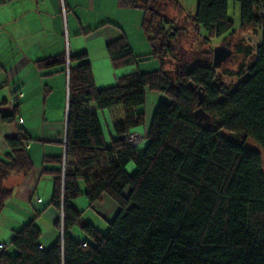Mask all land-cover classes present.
Wrapping results in <instances>:
<instances>
[{
	"label": "trees",
	"instance_id": "trees-1",
	"mask_svg": "<svg viewBox=\"0 0 264 264\" xmlns=\"http://www.w3.org/2000/svg\"><path fill=\"white\" fill-rule=\"evenodd\" d=\"M165 1L143 4L147 56L159 59L157 70H137L97 89L85 52L69 56L65 149L47 160L58 166L47 172L53 175L50 205L60 211V238L40 246L36 213L12 233L8 246L0 245V264H264V161L260 151L246 146L251 141L264 154V41L254 52L243 51L250 60L239 66L231 88L222 82L213 55L180 50L176 68L168 71L165 58L176 49L178 28H165ZM228 1L197 0L190 18L200 36L208 40L235 31ZM232 1L240 4V28L263 27L264 0ZM107 50L116 69L141 60L123 37ZM73 60L81 62L72 65ZM63 62L57 56L38 60V66ZM147 90L163 99L142 145L127 144L124 137L144 125ZM11 102L12 111L1 114L6 123L18 117V102ZM117 108L121 117L107 142L98 112ZM29 140L20 126L6 138L0 212L12 193L4 181L33 168ZM81 194L88 205L103 195L115 203L106 233L83 219L74 203Z\"/></svg>",
	"mask_w": 264,
	"mask_h": 264
},
{
	"label": "crops",
	"instance_id": "crops-1",
	"mask_svg": "<svg viewBox=\"0 0 264 264\" xmlns=\"http://www.w3.org/2000/svg\"><path fill=\"white\" fill-rule=\"evenodd\" d=\"M144 3L145 0H0V157L7 152L6 138L15 136L20 126L30 136L26 149L33 165L27 176L13 174L4 181L12 193L9 204L0 212L5 219L0 225V245L7 242L8 246L12 233L36 213L42 232L40 246L46 249L59 240L60 211L50 205L52 193L50 197L41 196L39 189L46 188L47 192L51 186L53 190V175L47 170L58 166L47 160L64 151L61 142L66 131L69 56L85 52L97 89L114 85L119 77L140 70L131 67L117 71L107 46L123 37L134 55L145 56L137 53L150 45L142 29ZM57 56H64V62L38 66V60ZM14 98L18 102L17 121L6 123L1 114L12 111ZM98 114L109 142L113 121L121 117V112L117 108ZM148 126L138 132L142 137L140 146ZM79 186L84 191L83 182ZM13 200L16 205L11 204ZM88 209H95L107 222L117 211L106 195ZM75 233L79 235L78 228Z\"/></svg>",
	"mask_w": 264,
	"mask_h": 264
},
{
	"label": "rangeland",
	"instance_id": "rangeland-1",
	"mask_svg": "<svg viewBox=\"0 0 264 264\" xmlns=\"http://www.w3.org/2000/svg\"><path fill=\"white\" fill-rule=\"evenodd\" d=\"M174 1L178 4V6L173 5L170 1L166 0L165 3L163 2V6L161 8V12H163L165 18L169 22L168 25H165V28L169 30L170 33L175 27L178 28L177 36L173 40V44L176 46V49L165 58L166 70L172 71V69L176 68L177 61L180 56V50H185L186 53L191 52L209 57L213 55L214 48L223 46L231 51V56L226 62L220 64L217 72L220 74L221 80L226 86L230 88L233 87L238 81L236 74L239 66L244 65L250 60V57L246 56L243 51L249 49L251 52H254L255 47L259 45L261 41H264V25L263 27L248 25L240 28V4L229 0L227 17L232 21V29L235 31L231 34H226L220 37L208 36L207 40L199 35L197 28L190 18V16H193L196 11L197 0ZM150 51V45H146L145 48L137 51V53H143L142 55H145L143 57H139L141 60H138L137 64L125 68H117V71L131 67H138L140 69L138 71L144 72L157 70L160 67L159 59L157 57L147 56ZM162 99L163 95L160 93L151 90L146 91L145 103L141 108V111L144 113V125L150 124L155 108ZM144 125L142 124L136 127V129H134L135 133L132 132L135 135V138L132 140L136 142L135 144H139L142 140V137L138 134V132H143ZM63 138L64 139L61 143L64 147L66 143V131ZM246 146L260 151V155L264 161V154L255 143L250 141ZM51 193V186L50 188H47V192L46 188L39 189V194L41 196L45 195V197H50ZM10 200L11 199H8L6 203L9 204ZM74 203L81 211L82 217L85 221L92 223L93 226L102 233H106L108 231L109 225L107 220L103 218L95 209L94 211L92 209L87 210L88 200L85 194H81L76 197L74 199ZM11 204L16 205V201H11ZM26 204H28L27 201ZM6 212H8V208ZM3 221H5L4 213L0 216V225ZM76 229L77 227L74 228V232H76ZM1 245L7 246V242L2 243Z\"/></svg>",
	"mask_w": 264,
	"mask_h": 264
},
{
	"label": "water",
	"instance_id": "water-1",
	"mask_svg": "<svg viewBox=\"0 0 264 264\" xmlns=\"http://www.w3.org/2000/svg\"><path fill=\"white\" fill-rule=\"evenodd\" d=\"M231 54L228 48L223 46L216 47L213 51V65L218 66L221 62L225 61ZM202 118H207L206 116H201Z\"/></svg>",
	"mask_w": 264,
	"mask_h": 264
},
{
	"label": "built area",
	"instance_id": "built-area-1",
	"mask_svg": "<svg viewBox=\"0 0 264 264\" xmlns=\"http://www.w3.org/2000/svg\"><path fill=\"white\" fill-rule=\"evenodd\" d=\"M133 133H129L127 136H125L124 142H126L127 144H135L136 142L132 141L135 138V135ZM64 149H65V146H64Z\"/></svg>",
	"mask_w": 264,
	"mask_h": 264
},
{
	"label": "clouds",
	"instance_id": "clouds-1",
	"mask_svg": "<svg viewBox=\"0 0 264 264\" xmlns=\"http://www.w3.org/2000/svg\"><path fill=\"white\" fill-rule=\"evenodd\" d=\"M61 233V232H60Z\"/></svg>",
	"mask_w": 264,
	"mask_h": 264
}]
</instances>
